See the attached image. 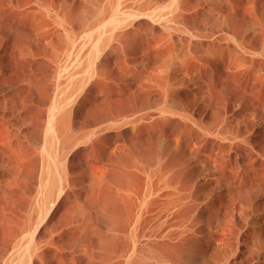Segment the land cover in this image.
<instances>
[{
  "label": "bare ground",
  "instance_id": "6f19581e",
  "mask_svg": "<svg viewBox=\"0 0 264 264\" xmlns=\"http://www.w3.org/2000/svg\"><path fill=\"white\" fill-rule=\"evenodd\" d=\"M122 213L264 264V0H0V264H116Z\"/></svg>",
  "mask_w": 264,
  "mask_h": 264
},
{
  "label": "rangeland",
  "instance_id": "374dc122",
  "mask_svg": "<svg viewBox=\"0 0 264 264\" xmlns=\"http://www.w3.org/2000/svg\"><path fill=\"white\" fill-rule=\"evenodd\" d=\"M131 212L128 215H133V209H130ZM125 215L122 213L121 218H114L111 222L114 230L116 229L113 239L111 241V245L113 251L116 255V264H161L160 258L157 256L158 254H154L158 252L159 249V241L155 238L152 239L154 244L156 245V249L153 250L152 246L150 249L147 245L142 247H134L127 245L123 234V225L125 226ZM107 223V222H106ZM195 246L194 241L191 239H183L181 242V251L186 254L190 251V249Z\"/></svg>",
  "mask_w": 264,
  "mask_h": 264
}]
</instances>
